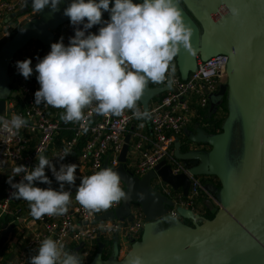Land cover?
I'll return each instance as SVG.
<instances>
[{"label": "water", "instance_id": "95a60500", "mask_svg": "<svg viewBox=\"0 0 264 264\" xmlns=\"http://www.w3.org/2000/svg\"><path fill=\"white\" fill-rule=\"evenodd\" d=\"M181 1L192 15L181 3L178 4L184 22L193 33L189 48L181 46L176 56L181 78L186 79L197 68L198 58L207 60L219 54L228 56L227 80L211 96L213 104L225 95L227 97L228 117L222 132L206 135L201 128L198 129V135L188 137L187 150L182 148L178 137L174 153L189 167L192 175L218 178L221 187L209 185L207 190L215 195L219 209L213 219H206L192 209L180 206L179 213L188 212L196 219L192 224L181 221L172 212L174 202L154 187L153 180L162 181L187 197L191 188L190 177L184 173L174 174L167 161H161L142 176L134 174L127 164L131 127L124 138L120 163L112 168L120 175V187L127 198L120 200L118 208L97 216L93 222L133 221V209L138 207L145 221L142 236L133 242L123 257L119 256L118 237L115 236L113 255L109 259L103 258L106 245L99 237L98 252L91 264H130L137 255L143 258L144 264H264V0ZM69 3L70 0H61L56 12L46 6L22 24L0 50V115L6 111L7 99L18 96L11 89L10 77L15 56L32 40L45 45L47 55L50 45L55 43V32L70 23L63 14ZM109 6H112L111 0ZM231 7L240 10L238 17L231 15ZM28 10H32L31 0L24 11ZM75 27L82 28V25L67 29L65 45L74 36ZM149 81L138 100L145 110L155 97L169 88V85L152 87ZM99 116L95 113L94 118ZM196 143L208 144L211 149L194 151L193 144ZM103 168H110L108 160ZM79 183L68 186L66 190L70 196L76 193ZM161 223L169 226L157 230ZM15 226L11 223L4 230L0 251L10 241ZM18 248L4 264L13 261ZM80 249L81 246L76 248V254Z\"/></svg>", "mask_w": 264, "mask_h": 264}, {"label": "clouds", "instance_id": "9594fccd", "mask_svg": "<svg viewBox=\"0 0 264 264\" xmlns=\"http://www.w3.org/2000/svg\"><path fill=\"white\" fill-rule=\"evenodd\" d=\"M60 2L31 0V8L40 13L48 6L56 12ZM111 3L110 7V0H70L63 14L71 25H82V28L75 27L67 45L62 37L52 43L47 55L38 58L35 64L40 87L34 93V103L64 109L61 119L65 122L83 121V109L93 102L92 111L99 115L119 116L130 109L137 119H150L147 111L136 109L146 83L163 81L180 47L189 48L193 33L179 10L180 0H141L139 3L111 0ZM102 12L109 13L108 20H102ZM230 13L236 18L240 10L231 7ZM94 25L102 26L95 34L87 32ZM31 65L29 58L15 62L18 73L25 79L33 73ZM26 125L27 121L19 115L13 114L10 120L0 116V131L9 136H15ZM66 155L67 150L59 159L63 160ZM36 160L38 163L31 169L23 164L12 169L6 181L15 190L12 197L29 202L34 219L65 214L70 201L65 184L75 183L78 165L60 164L57 170L42 154H37ZM46 166L59 183L58 190L35 186L34 182L51 185L52 181L45 174ZM16 176L21 179L13 183ZM120 180V175L112 168L83 176L76 187L75 200L90 211L106 210L127 198ZM29 264H81V261L78 254L64 251L58 241L44 238L36 254L29 258ZM130 264H144V261L137 255Z\"/></svg>", "mask_w": 264, "mask_h": 264}, {"label": "built area", "instance_id": "2783aa9c", "mask_svg": "<svg viewBox=\"0 0 264 264\" xmlns=\"http://www.w3.org/2000/svg\"><path fill=\"white\" fill-rule=\"evenodd\" d=\"M28 3L25 4V0H1L0 27L10 21L9 29L14 27L15 24L12 22L14 15L25 10ZM72 26L69 23L63 27L61 32L63 39L67 29ZM9 29L6 31V36L10 39ZM38 58L42 59V56L36 55L31 58L33 69ZM227 63L228 56L223 54L212 56L207 60L198 58L197 68L190 72L186 79H182L180 74L174 73L169 68L165 79L160 82V86L169 85V88L163 93L164 95L155 102L152 101L148 110H145L142 105H136V109L140 112L147 111L150 114L151 118L148 119L150 132L132 131L133 142H130L127 155L128 167L134 174L142 176L161 161H167L174 174L188 175L191 179V188L187 197L183 196L181 192L173 193L171 187L162 181L157 183L160 185L157 189L170 198L175 206H183L195 211L200 194L203 191L206 192L200 180L190 173L189 167L184 161L175 157V143L195 115L193 105L207 107L211 95L219 91L226 76ZM33 79V73L28 79L19 75L18 95L23 108L15 111L13 106L6 107V111L0 115L6 120H10L11 116L15 114L27 121V125L22 127L15 136H9L8 133L0 131V178L2 182L0 239L4 230L11 224L4 223L6 216L15 217V221L18 223L26 221L27 215H30V211H22L21 208L15 207L17 199L11 195L15 190L6 182L16 165L23 164L31 169L38 163L37 154H42L51 160L57 170L60 164H65V162L77 164L75 182H80L81 177L101 170L106 160H108L110 168L117 167L120 163L119 156L126 133L130 132L136 122L145 120L137 119L133 115V110L130 109H125L119 116L100 115L95 119V112L92 111L95 107V102H93L92 105L83 109L84 120L75 121L73 137L63 141V146L57 148L55 139L62 126L57 118L58 112H52L49 109L50 106L44 103L39 105L34 103V93L40 85L37 80L33 81ZM84 127L87 128L86 132ZM84 137H86V141L80 148V155L77 159H72L76 147L80 145L81 139ZM65 150L68 151V155L60 160L59 157L65 155ZM45 174H52L47 166ZM21 176L13 177V183L19 182ZM68 186L65 184V190ZM75 194L70 196L67 205L68 211L65 214L42 216L40 219H36L41 223V228L24 233L20 240L10 239L0 251V264L8 261L18 246L15 264H27L29 258L36 254L38 246L44 238H51L63 246L68 243L85 246L87 250L83 252L84 257L89 255L99 237L111 239L117 236L118 238L130 239L134 237L138 239L144 221L143 213L139 208L133 209L135 215L133 221L115 219L93 222L97 216L118 208L121 204L120 201L113 203L106 210L90 211L79 205L75 200ZM20 211H22L21 214H18ZM172 212L176 214L174 210ZM5 255H7L6 258Z\"/></svg>", "mask_w": 264, "mask_h": 264}, {"label": "trees", "instance_id": "16d2710c", "mask_svg": "<svg viewBox=\"0 0 264 264\" xmlns=\"http://www.w3.org/2000/svg\"><path fill=\"white\" fill-rule=\"evenodd\" d=\"M33 10H28L27 12L25 11H21L19 13H17L16 17H13V20L12 22L15 24L14 27H11L9 29V32H10V38H12L16 32L18 31V29L21 27V25L23 23H20L18 21V18L21 17L22 15H25V14H28V13H32ZM38 14V12H36V15ZM35 15V16H36ZM109 19V13L108 12H102V20H108ZM102 25H98L94 32H92L93 34L97 33L99 27H101ZM61 29V28H60ZM60 29L55 32L56 34V40L55 42H58L61 38V32H60ZM32 42H35L37 45L41 46V47H45L44 45H42V43L38 42V41H30L27 45H29L30 43ZM63 42L65 43V39H63ZM27 45L24 47L26 48ZM23 48V49H24ZM21 49L17 55L15 56V59L13 60L12 64H11V67H10V73L12 72V68L15 64V62L17 61V56L22 52ZM173 65H174V69H173ZM169 68L176 74L179 75V71H178V66H177V61H176V57H174L173 61L170 63V66ZM36 71H35V67L33 69V81H36ZM150 83V86L152 87H155V85L157 83L155 82H152V81H149ZM11 89L13 92H18V86L15 85V83H12L11 84ZM37 90V89H36ZM164 94H160L158 97H155L152 101L155 102L156 100H158L159 98H161ZM10 101L14 102V106H13V109L15 111L19 110V109H22L23 108V104H21V101H20V96L18 95L16 98H9ZM137 105H141L139 101L136 102ZM52 112H58V119L60 120L62 126H61V129L55 139V145L57 146V148H61L63 146V141L65 140H70L73 135H74V129H75V126H76V122L73 121V122H65L61 119V116L64 112V109H60V108H53L50 106L49 108ZM193 109H194V112L196 114V119L199 124L201 126H203L204 130L207 132V133H210V134H217V133H220L222 132V128H223V124L226 120V118L228 117V103H227V97L224 96L222 97V99L218 102V103H215L213 104L212 102V99H210V103L207 107H200V106H197V105H193ZM85 141H86V137L82 138L81 139V143L78 147H76L73 155H72V159H77V157L80 155V148L83 144H85ZM181 143L183 144L182 145V148L184 150H187L188 149V142L187 140L183 137L182 138V141ZM65 164H68V162H65ZM49 179L52 181L51 185H46V184H42L40 182H34L35 183V186L37 187H41V188H46V187H51L53 189H59V183L55 180V178L51 175H48L46 174ZM203 188L206 190L203 191L200 196H199V200L201 198H203L204 196H208V193L209 191L207 190V186H209L210 184H215V188H220L221 187V183L219 180H217V177L215 176H204V175H198L196 176ZM214 179V183H211L212 180ZM1 178H0V190H1ZM173 193H177L175 191H173ZM211 196H213L214 194L213 193H210ZM215 197V195H214ZM204 199V198H203ZM15 207L16 208H21V210H25V211H30L29 209V202L27 201H22V199H17L16 202H15ZM138 207H135V209H137ZM195 209L199 212V215H201L202 217L206 218V219H213L219 209V207L217 206H212V205H208V206H204L202 207V209H198L197 207H195ZM20 211L18 214H21ZM4 223H15V228L13 230V233H12V236L10 239H13L14 237H16L15 235L17 234V232H23L24 230L19 228L20 225H18L17 221H15V217H11V216H6L5 219H4ZM20 230V231H19ZM24 233V232H23ZM23 233L21 235H23ZM142 233V232H141ZM141 233L140 235L138 236V240L141 238ZM106 246H110L109 245V242H103ZM85 250H87V247L85 246H81V249L79 250L81 252V254L83 252H85ZM93 255L92 253L90 252L88 256L86 257H82L81 259V264H91L92 260H93ZM103 258L104 259H109L110 257L109 256H106V255H103Z\"/></svg>", "mask_w": 264, "mask_h": 264}, {"label": "crops", "instance_id": "0c3cea01", "mask_svg": "<svg viewBox=\"0 0 264 264\" xmlns=\"http://www.w3.org/2000/svg\"><path fill=\"white\" fill-rule=\"evenodd\" d=\"M35 13L36 12L33 11L32 13H28V14L22 15L21 17L18 18V21L20 23L23 22V24H24L26 21H28L30 19L28 17H34L35 16ZM9 24H11V21L8 22L7 24H4L3 26L0 27V50L2 49V47L9 40V38L6 36V31L9 29ZM94 30L92 32H94ZM62 31H63V28L60 29V32H62ZM64 39H65V43H66V33L64 35ZM36 55H41L42 58H43L46 55V46L43 48V47L37 45L35 42H32L29 45H27V47L24 48L22 50V52L17 56V61L18 60H21L22 61V60H24L26 58L31 59L32 57H34ZM19 75L20 74L18 73V71H17V69L15 67V64H14V66L12 68V72L10 73L11 84L12 83H15V85L18 86ZM225 82H223L222 84H224ZM159 86H160V83H157L155 85V87H159ZM6 106H7V108L8 107L11 108L12 106H14V102H12L9 99H7V105ZM195 119H196V114L194 115L191 123L187 126V128L183 131V133L180 134V136H179L180 141H182V138L184 137L187 140V142H188V137H195L196 135H198V131L197 130L200 129V128L203 130V132L206 135H209L210 134V133H207L204 130L203 126H201L199 124V122L197 120H195ZM132 127H133V131L134 130H139V131H144V132H150V124H149L148 119L140 120V121L136 122ZM132 142H133V138L131 137V143ZM210 149H211V147L208 144H205V143H200V144L196 143L195 145L193 144V150L194 151H200V150L209 151ZM128 163H129V160H128L127 164ZM217 180H218V178H217ZM214 182H216V181H214V179H213L211 183H214ZM215 184L216 183L210 184V185L212 187H215ZM179 192L180 191H178L177 193H179ZM209 193H211V192L209 191ZM203 198H201L199 200V202H198V204L196 206L198 209H202V207L208 206V205H212V206L219 207L217 201L215 200L214 195L211 196V194H208V196H206V197L204 196ZM179 207L180 206H175L173 208V210L176 213L177 217H179V219L181 221H183V222H185L187 224H192L193 221H195L196 219H194L192 216H190V214L188 212L179 213L180 212L179 211ZM181 207L182 208H186V207H183V206H181ZM188 209H190V208H188ZM194 213L195 214H199V212L196 209H195ZM27 217L28 218H27L26 221H24V222L23 221L18 222V225H20L19 228L23 229L24 230L23 231L24 233H28V232H30V230H33V229H39V228H41V223L40 222H38L36 219H34L31 215H27ZM144 224H145V221H143V227H144ZM168 226H169V224H167V223H161L157 227V230H162V229H164V228H166ZM23 232L22 231L19 232V233L17 232V234L15 235L16 237H14V238H16L15 240H17V239L20 240L21 239V236H22L21 234ZM141 232H143V228H142V231ZM141 236H142V233H141ZM113 239H114V237H112L111 239L110 238L101 237V243L102 242H109V245L110 246H106L104 248L103 255L109 256L110 258L113 255V244H114V240ZM135 240H138V239H135L134 237L133 238H130V239H128V238H120V237L118 238L119 256L120 257L125 256L129 252V250L132 248L133 242ZM80 246L81 245H78L76 243H68V244H66V245L63 246V250L64 251H68L70 253L76 254L78 252H76L75 250H76V248H78ZM98 248H99V243H98V241H96L94 243V245H93V249L90 251L92 253L93 257H95V255L97 254ZM78 256H80L81 259H82V257L84 258L83 253L81 254L80 251H79Z\"/></svg>", "mask_w": 264, "mask_h": 264}, {"label": "rangeland", "instance_id": "374dc122", "mask_svg": "<svg viewBox=\"0 0 264 264\" xmlns=\"http://www.w3.org/2000/svg\"><path fill=\"white\" fill-rule=\"evenodd\" d=\"M35 15H36V13H35ZM34 16V15H33ZM28 18H33V17H28ZM23 23V22H22ZM227 80V76H225L224 77V82ZM236 121V118H234L233 119V122H235ZM159 181V180H158ZM158 181L155 179V180H153V185H154V187H156V188H158V187H160V185H158L157 183H158ZM7 257V255H5V258Z\"/></svg>", "mask_w": 264, "mask_h": 264}, {"label": "flooded vegetation", "instance_id": "af4514ba", "mask_svg": "<svg viewBox=\"0 0 264 264\" xmlns=\"http://www.w3.org/2000/svg\"><path fill=\"white\" fill-rule=\"evenodd\" d=\"M181 5L183 6V8L190 14V12L187 10V8L185 7V5L183 4V2L180 0ZM191 15V14H190ZM192 16V15H191ZM198 24V23H197ZM199 25V24H198ZM200 26V25H199ZM10 264H15V258L13 259V261Z\"/></svg>", "mask_w": 264, "mask_h": 264}]
</instances>
